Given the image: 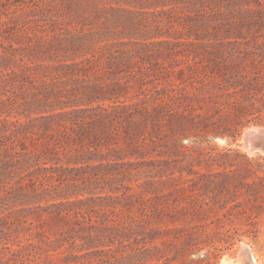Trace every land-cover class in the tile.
Instances as JSON below:
<instances>
[{
  "label": "trees",
  "instance_id": "1",
  "mask_svg": "<svg viewBox=\"0 0 264 264\" xmlns=\"http://www.w3.org/2000/svg\"><path fill=\"white\" fill-rule=\"evenodd\" d=\"M148 1L21 0L33 17L7 34V21H0V242L24 222L31 231L25 243L11 248L5 241L0 249H8L10 257L22 264L27 253L29 257L31 250L40 248H45L47 264L54 258L59 264H97L112 258L115 264H154L156 236L150 226L160 214L155 195L161 187L152 179L139 181L150 165L139 159L138 149L147 141L141 121L131 136L134 147L128 142L131 152L114 141L126 107L106 104L118 98L122 88L111 76L144 74L157 52L169 51L171 40L156 39L162 35V24L170 23L172 15L177 19L199 12L214 0H175L178 9L169 6L170 0ZM239 44L238 39L215 44L206 53L210 70L223 58L236 64ZM256 54L260 58L254 59L262 62L264 52ZM226 81L230 82L222 88L220 96L225 99L220 104L233 107L239 116L261 112L264 100L251 99L255 98L253 87L252 93L246 91L249 87L234 76L225 77ZM11 113L14 120L8 116ZM148 133L153 138L156 132ZM174 137L181 146L182 137ZM39 138L50 147H32ZM26 139L28 150L21 143L20 151L17 141ZM128 156L134 159L125 160ZM206 176L210 175L199 173L197 178ZM125 180L136 181L139 191ZM174 180L155 182L177 185ZM22 203L27 207L18 208ZM130 203L137 205L140 215L120 216L117 211L124 206L133 209ZM42 217L52 225L32 234L33 222ZM134 233L142 235L141 245L117 252L108 248L112 238ZM66 248L85 252L67 254Z\"/></svg>",
  "mask_w": 264,
  "mask_h": 264
},
{
  "label": "rangeland",
  "instance_id": "2",
  "mask_svg": "<svg viewBox=\"0 0 264 264\" xmlns=\"http://www.w3.org/2000/svg\"><path fill=\"white\" fill-rule=\"evenodd\" d=\"M158 1L161 0L153 3ZM169 2L173 9L180 6L175 0ZM21 4V0H0V21H7L6 34L15 32L19 25L33 17L31 13L28 15L29 8ZM188 15L177 19L172 15L170 23L162 24V35L156 39L171 40L169 51L157 52L154 64L144 74L126 72L111 76L122 88L120 96L107 100L106 104L126 107L123 125L115 133L114 141L126 153L131 152L128 142L132 141L137 121L142 122L147 141L144 148L138 149L142 152L139 159L150 165L139 181L152 179L154 185L161 187L155 195L161 206L160 214L150 226L155 228L156 236L154 264H246L245 252L250 259L254 256L256 264H264V153L248 154L243 140L247 128L264 126V107L261 112L239 116L233 107L220 104L225 99L220 96L222 88L230 82H225V77L232 76L239 78L242 86L249 87L246 91L255 89V98L251 99L256 103L264 100V58L262 62L256 61L260 58L256 52H264V0H214L201 11ZM164 19L168 21L167 15ZM233 39L240 41L234 59L236 64L223 58L211 71L206 53L218 42ZM136 110H140V114ZM8 116L10 120L16 118L14 113ZM17 117L23 119L24 116ZM153 129L156 133L152 138L148 131ZM126 131H130L128 136ZM174 132L182 137L181 146L173 140ZM21 143L28 150V139L17 141L20 151ZM130 145L134 147L133 141ZM32 147L43 150L50 144L39 138ZM128 158L134 159L128 156L125 160ZM199 173L210 176L197 178ZM167 177L174 178L173 182L178 184L155 182ZM124 182L139 191L136 181ZM178 199L181 203L176 205ZM129 205L133 209L124 206L123 213L119 210L117 213L140 215L136 204ZM17 207L27 205L22 203ZM181 207L184 213L180 212ZM48 222L46 217L34 221L32 234L48 230L52 225ZM27 226L28 223H22L8 239H1L0 246L5 241L11 248H16L17 242L25 243L31 233ZM141 236L134 233L119 239L114 237L108 248L115 252L130 250L141 245ZM0 251L3 252L0 264H22L10 257L8 249ZM70 252L81 254L85 250L66 248L65 253ZM31 253L29 257L26 254L24 264H47L45 248L31 250ZM57 260L54 258L55 262L50 264H59ZM96 263L115 264L113 258Z\"/></svg>",
  "mask_w": 264,
  "mask_h": 264
},
{
  "label": "water",
  "instance_id": "3",
  "mask_svg": "<svg viewBox=\"0 0 264 264\" xmlns=\"http://www.w3.org/2000/svg\"><path fill=\"white\" fill-rule=\"evenodd\" d=\"M243 140L247 151H251L252 153L260 151L264 153V126H251L247 128L244 131Z\"/></svg>",
  "mask_w": 264,
  "mask_h": 264
},
{
  "label": "bare ground",
  "instance_id": "4",
  "mask_svg": "<svg viewBox=\"0 0 264 264\" xmlns=\"http://www.w3.org/2000/svg\"><path fill=\"white\" fill-rule=\"evenodd\" d=\"M245 149H246V148H245ZM246 151H247V150H246ZM247 153H248V154H251L252 152H251V151H247ZM252 154H253V153H252ZM245 253L247 254V255H246V256H247V257H246L247 263H248V264H256V263H255V259L253 258L254 256L251 257V259H250V256L248 255V253H247V252H245ZM244 258H245V257H244ZM247 263H246V264H247Z\"/></svg>",
  "mask_w": 264,
  "mask_h": 264
}]
</instances>
